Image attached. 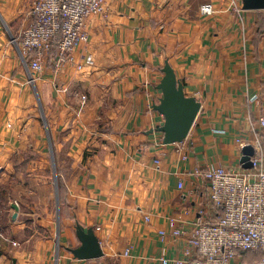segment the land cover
Masks as SVG:
<instances>
[{
	"label": "crops",
	"instance_id": "0c3cea01",
	"mask_svg": "<svg viewBox=\"0 0 264 264\" xmlns=\"http://www.w3.org/2000/svg\"><path fill=\"white\" fill-rule=\"evenodd\" d=\"M34 1L0 0V264L183 258L208 206L192 171L237 166V140L264 143V10L244 11L242 0H106L74 64L55 71L49 57L31 83L12 40ZM203 5L213 13L201 15ZM88 56L92 66L77 70ZM165 60L201 105L186 139L167 146L153 110ZM169 219L184 237L168 233ZM75 224L94 230L101 258L67 251L79 246Z\"/></svg>",
	"mask_w": 264,
	"mask_h": 264
},
{
	"label": "built area",
	"instance_id": "2783aa9c",
	"mask_svg": "<svg viewBox=\"0 0 264 264\" xmlns=\"http://www.w3.org/2000/svg\"><path fill=\"white\" fill-rule=\"evenodd\" d=\"M106 0H35L30 6V23L12 40L21 57L28 64L33 83L50 57L57 40L52 66L55 71L74 64L73 53L80 42L87 41L84 26L90 17L106 16ZM203 16L213 13L211 6L200 8ZM90 56L76 64L80 70L92 66ZM80 101L85 103V96ZM259 125L264 127V118ZM240 149L249 144L237 140ZM251 145V144H250ZM254 155L252 168L211 166L192 171L194 180L206 186L208 206H200L198 219L186 237L183 258H161V264H232L238 253L264 254V143L256 140L251 145ZM158 163V161H157ZM183 182L178 188L183 187ZM146 221L148 218H145ZM168 233L173 238L184 237L175 220H168ZM167 232H160L164 237ZM247 264H264L261 260Z\"/></svg>",
	"mask_w": 264,
	"mask_h": 264
},
{
	"label": "water",
	"instance_id": "95a60500",
	"mask_svg": "<svg viewBox=\"0 0 264 264\" xmlns=\"http://www.w3.org/2000/svg\"><path fill=\"white\" fill-rule=\"evenodd\" d=\"M241 3L244 11L264 10V0H242ZM161 74L162 77L157 85L161 98L153 106V110L163 119L155 132L161 134V144L167 146L181 143L186 139L201 105L195 98L184 95L182 84L176 79L167 60L164 61ZM253 155L254 150L251 145L247 144L241 149L239 164L242 169L252 168ZM13 208L17 210L16 205ZM74 230L79 246L67 249L74 259L94 260L103 256L100 243L92 228L84 229L83 226L75 224Z\"/></svg>",
	"mask_w": 264,
	"mask_h": 264
},
{
	"label": "trees",
	"instance_id": "16d2710c",
	"mask_svg": "<svg viewBox=\"0 0 264 264\" xmlns=\"http://www.w3.org/2000/svg\"><path fill=\"white\" fill-rule=\"evenodd\" d=\"M56 43H57V40L55 39L54 43H53V48L50 52V57H53L55 54ZM4 190L5 189L2 186H0V202H2V203L4 202ZM238 256L241 257L243 260H246V261L249 258L250 262H248V263H251L254 261L261 260L264 257V254H261L259 252L256 254H253L250 252H244V253H238Z\"/></svg>",
	"mask_w": 264,
	"mask_h": 264
},
{
	"label": "rangeland",
	"instance_id": "374dc122",
	"mask_svg": "<svg viewBox=\"0 0 264 264\" xmlns=\"http://www.w3.org/2000/svg\"><path fill=\"white\" fill-rule=\"evenodd\" d=\"M83 47V42H80L77 49H81ZM31 74V73H30Z\"/></svg>",
	"mask_w": 264,
	"mask_h": 264
}]
</instances>
